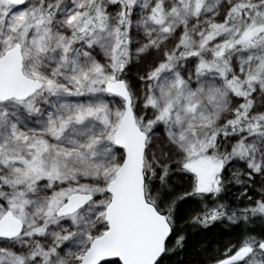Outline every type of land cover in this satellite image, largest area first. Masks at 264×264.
Returning <instances> with one entry per match:
<instances>
[{
	"label": "snow or ice",
	"instance_id": "snow-or-ice-1",
	"mask_svg": "<svg viewBox=\"0 0 264 264\" xmlns=\"http://www.w3.org/2000/svg\"><path fill=\"white\" fill-rule=\"evenodd\" d=\"M0 264H264V0H0Z\"/></svg>",
	"mask_w": 264,
	"mask_h": 264
}]
</instances>
